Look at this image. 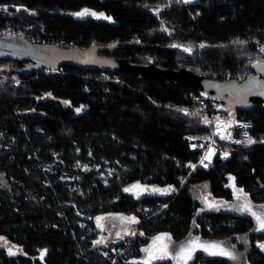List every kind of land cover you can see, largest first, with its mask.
<instances>
[{
	"label": "trees",
	"instance_id": "16d2710c",
	"mask_svg": "<svg viewBox=\"0 0 264 264\" xmlns=\"http://www.w3.org/2000/svg\"><path fill=\"white\" fill-rule=\"evenodd\" d=\"M85 9L89 14L74 15ZM0 33L80 47L139 40L150 47L112 54L137 65L243 79L264 62V0H0ZM3 65L17 62L0 59ZM45 94L73 108L36 105ZM196 95L190 84L147 73L72 65L54 74L0 71V264H113L100 249L113 256L130 242L96 244L93 219L106 213L139 219L141 235L114 264H132L128 253L157 234L183 240L191 232L242 243L234 259L198 250L189 264H264V229L252 217L198 214L191 194L205 183L218 199L230 201L240 189L264 206V109L257 101L256 108L236 112L253 123L255 145L237 147L230 158L216 157L210 168L186 177V163L201 156L188 138L207 133L210 112L196 106ZM31 108L42 114L21 115ZM77 163L99 168L81 170ZM106 166L115 171L103 181L97 175ZM136 185L142 195L125 191Z\"/></svg>",
	"mask_w": 264,
	"mask_h": 264
},
{
	"label": "water",
	"instance_id": "95a60500",
	"mask_svg": "<svg viewBox=\"0 0 264 264\" xmlns=\"http://www.w3.org/2000/svg\"><path fill=\"white\" fill-rule=\"evenodd\" d=\"M165 49H174L169 46L156 45ZM123 47H150L139 40H124L113 44H93L86 47L62 46L60 44L39 42L27 38L22 34L0 33V59L15 60L17 66H0V71L6 73H32L43 69H57L63 65H72L80 68L123 73H147L153 76H166L190 84L197 89L203 99L215 102L216 107L223 108L229 113L224 121L205 119L204 125L208 128L227 124L230 117L237 111H247L256 108V102L261 103L264 109V62L254 64V73L243 79L218 78L198 74L188 68L168 69L156 66L153 63L137 65L127 59L118 58L112 53ZM108 52L109 54H107ZM36 105L42 101L59 103L64 109H72L67 99L54 97L50 94L38 96ZM42 114L31 108L21 112V115ZM223 141V140H222Z\"/></svg>",
	"mask_w": 264,
	"mask_h": 264
},
{
	"label": "rangeland",
	"instance_id": "374dc122",
	"mask_svg": "<svg viewBox=\"0 0 264 264\" xmlns=\"http://www.w3.org/2000/svg\"><path fill=\"white\" fill-rule=\"evenodd\" d=\"M54 74V73H51ZM81 170H89L94 167L95 169L99 168V165L92 166L89 163H77ZM51 170V167H50ZM115 171L113 166H106L104 167L103 171H101L97 176L101 178L103 181L106 180L108 176H110ZM60 179H72V177L63 175ZM131 191L134 193H138L136 188L131 187ZM143 189V188H142ZM72 190L79 193L80 189L74 186ZM144 190H140L141 194ZM191 194L194 199L198 202V209L197 213L202 214L203 212H217L222 210H228L235 212L240 215H247L254 219L257 230L261 231L263 229L259 228V223L257 220V216L264 219V206L257 207L249 198L248 196L242 192V190L237 189L235 191L234 197L230 201H225L222 199H218L213 196L211 191L208 188V185L205 183H200L191 189ZM247 205L245 210H241L242 207ZM166 205H164L165 207ZM148 208H140V212L142 214H146ZM255 213V215H253ZM134 221L129 219L133 218ZM87 218V217H86ZM205 220V219H203ZM234 219H232L233 221ZM94 226L91 227V230L94 232L96 238V244L101 245L103 248L107 247L108 245L115 244L121 240H125L126 242H132L136 236L141 235V232L137 230V225L139 223V219L135 214L132 215H124V214H114V213H106L99 216L94 217L93 219ZM81 226H84L86 222L84 220L79 221ZM206 230L211 233L212 228L211 225L206 226ZM163 234H166L162 240H156L157 237H161ZM97 241H103L102 243H97ZM194 241L195 245H218L219 248L217 249H208L206 250L205 247H195V250L191 253L192 255L198 251L203 250L207 253L212 254L213 252L219 253L220 250H225L232 254V256L228 257H236L237 251L236 246L237 243H242V238H239L237 243L228 242L226 239H208V238H200V235L191 232L186 236L183 240H176L169 233H160L154 236L151 241L146 245H141L138 249H135L133 252L128 253V261L132 264H155L159 262L160 264H189L190 259H185L183 256H178L177 253L180 252L181 248H187L190 246V242ZM163 245H167V247L161 251ZM193 245V246H195ZM149 250L151 251L157 258L151 259L149 256ZM100 252H105L102 250ZM139 252V253H138ZM221 255V254H217Z\"/></svg>",
	"mask_w": 264,
	"mask_h": 264
},
{
	"label": "built area",
	"instance_id": "2783aa9c",
	"mask_svg": "<svg viewBox=\"0 0 264 264\" xmlns=\"http://www.w3.org/2000/svg\"><path fill=\"white\" fill-rule=\"evenodd\" d=\"M31 39L36 40L35 37ZM61 67L57 69H45V71L47 73H57L61 69ZM104 72L105 71H101V73ZM193 100L196 106L202 110L210 107V112L206 116V119H211L213 121H224L229 117V113L223 108L216 107L215 110H211V108L216 105L215 102L205 100L199 95L194 96ZM181 113L186 114L187 109L182 110ZM252 129L253 123L251 121L239 118L237 117V114H235L230 117L226 125L222 124L214 126L213 128H207V133L189 137V149L191 151L201 152V156L195 161L186 163V168L188 169L186 177H188L192 172L199 168H210L216 157H219L222 160L230 158L232 152L237 147H250L255 145L257 143V140H255L252 136ZM249 138L255 141V143L249 144L247 142ZM209 153L210 157L208 159H205L206 156H209ZM131 243L132 242H130L127 247L118 249L116 254L113 256L109 251L101 253L103 254V256L109 257L114 264V262L120 256L126 255V249L131 245Z\"/></svg>",
	"mask_w": 264,
	"mask_h": 264
},
{
	"label": "snow or ice",
	"instance_id": "6c2138e0",
	"mask_svg": "<svg viewBox=\"0 0 264 264\" xmlns=\"http://www.w3.org/2000/svg\"><path fill=\"white\" fill-rule=\"evenodd\" d=\"M185 2H188V0H185ZM156 11H159V9H157ZM89 14V11L87 9L85 10H82L81 12H78V13H75L74 15L76 16H84V15H87ZM91 15H99V16H103V14H97V13H90ZM105 19H110V17H104ZM186 50H189V49H186ZM264 50V49H262ZM77 111H80V109H77ZM249 144H252V143H255V141L251 140L250 138L248 139L247 141ZM210 157V153H209V156H206L205 159H208ZM133 187H138V185L136 186H133ZM132 189L131 188H128V189H125V191H131ZM167 191V190H165ZM245 208H247V205H245L244 207L241 208V210H245ZM253 215H255V213H253ZM131 220L134 221V217L133 218H129ZM257 220H258V223H259V228L260 229H264V219H262L261 217L257 216ZM164 236H166V234H163L161 237H157L156 240H162L164 238ZM103 241H97V243H102ZM195 242L192 241L190 242V246L187 247V248H184L182 247L180 252L177 253L178 256H183L185 259H189L191 258V253L195 250V247H205L206 250L208 249H217L219 248L218 245H206V246H202V245H195ZM167 247V245H163L162 248L160 249L161 251H163L165 248ZM261 247H264V245H261ZM146 251H149V250H146ZM43 252L41 253V256H43ZM212 254H221V255H228V256H232L231 253L225 251V250H220L219 253H216V252H213ZM149 256L151 259H156L157 257L151 252L149 251ZM233 259L235 257H232ZM145 264H147V261L145 262Z\"/></svg>",
	"mask_w": 264,
	"mask_h": 264
},
{
	"label": "crops",
	"instance_id": "0c3cea01",
	"mask_svg": "<svg viewBox=\"0 0 264 264\" xmlns=\"http://www.w3.org/2000/svg\"><path fill=\"white\" fill-rule=\"evenodd\" d=\"M103 249H100V251H102ZM105 251H108V250H105Z\"/></svg>",
	"mask_w": 264,
	"mask_h": 264
}]
</instances>
